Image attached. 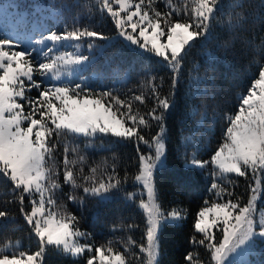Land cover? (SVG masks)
<instances>
[{"label":"snow or ice","instance_id":"1","mask_svg":"<svg viewBox=\"0 0 264 264\" xmlns=\"http://www.w3.org/2000/svg\"><path fill=\"white\" fill-rule=\"evenodd\" d=\"M20 2L13 5L0 0V11L15 7L23 18ZM29 3L34 4L35 0ZM97 5L99 13L114 22L115 39L126 47H134L147 62L142 89L150 94L130 90V97H122L107 85L99 91L91 86L85 73L93 62L92 53L100 47L99 41L114 39L95 28L78 27L73 21L72 27L66 25L63 31L33 29L27 43L0 31V182L6 190L5 199L0 201V227L16 223L17 216L12 211L15 206L27 225L29 241L36 246L35 251L25 249L2 234L0 241L9 242L0 248V264H47L50 246L81 258L77 264H97V260L99 264H132L116 251L112 241L107 246L88 243L91 234L79 230L78 214L69 212L60 202L66 199L82 207L89 200L101 203L120 192L125 193L126 203L137 201V193L124 188L127 172L121 178L114 167L107 179L97 178L99 168L92 167L89 175L83 174L86 157L80 154L77 138L85 142L84 149L89 142L103 141L105 137L117 138L118 143L135 142L138 158L133 186L140 185L138 191L147 195L146 201L139 199L145 214L147 243L130 237L124 241V248L126 253L132 251L131 246L139 248V253H133L136 264H161L162 230L186 218L183 208H165L156 183L157 172L167 158L168 117L176 108L184 84V61L189 49L198 42H208L219 23L232 30L243 17L229 12L226 21L223 17L218 21L222 0H184L183 6L168 0L166 12L159 10L153 0L147 4L145 0H97ZM84 45L87 54L82 50ZM70 47L75 51L68 52ZM218 47L227 53L232 41L225 39ZM258 55L257 75L237 98L234 112L220 117L227 122L224 136L209 159H200L195 148L191 156L187 151L181 156L188 169L212 167L213 182L208 191L216 197L205 199L193 217V250L184 255L183 264H205L196 247L205 249L207 264H232L231 256L238 250L256 241L264 242V207L257 219L258 195L264 194V44ZM157 64L158 70L153 67ZM73 70L78 72L75 79L64 78L66 72ZM164 70L169 74L168 80L160 77L157 83V71ZM33 90L35 97L29 95ZM204 107L206 114L207 105ZM192 115H196L195 108ZM61 140L73 141L71 146L64 144L62 182L60 166L54 163ZM141 143L147 145V151L141 150ZM70 154L76 158L70 159ZM77 165L81 166L82 182L77 180ZM232 174L244 178L245 191L250 193L246 202L244 194L229 191L218 182L227 180L235 189ZM65 185L70 188L66 190ZM127 227L131 231L138 226Z\"/></svg>","mask_w":264,"mask_h":264},{"label":"trees","instance_id":"2","mask_svg":"<svg viewBox=\"0 0 264 264\" xmlns=\"http://www.w3.org/2000/svg\"><path fill=\"white\" fill-rule=\"evenodd\" d=\"M52 1L54 5L59 6L63 14L64 26L71 28L73 21H76L78 27L95 28L107 37L114 36L116 32L114 22L106 15L99 13L97 0ZM133 2L136 3L138 0H133ZM222 2L223 8L221 15L217 17L218 21L221 17L226 21L229 12L239 13L243 20L232 30L226 29L223 23H219L208 42H198L189 49L184 61V84L177 96L176 108L168 117L167 158L157 172L156 183L160 193V202L165 208L167 210L183 208L187 215L180 223L169 224L162 230L161 264H183L184 255L193 250L190 238L193 234L192 221L195 213L199 211L205 199L209 197L216 199L208 191L213 182L212 167L209 166L204 170L188 169L184 166L181 156L185 151L191 156L195 148L198 150L197 154L200 159H209V154L224 136L227 122L220 117L234 112L238 104L237 98L246 91L252 79L257 75L258 50L264 44V7L261 6L264 0H222ZM147 3L148 0H145V4ZM153 3L159 10L168 11L165 7L168 0H153ZM171 3L183 6L184 0H171ZM225 39L232 41V48L227 53L218 47V44H222ZM98 43L100 47L93 52V62L85 73L90 78L89 83L93 88L99 91L107 85L119 92L122 97L125 94L130 97L132 95L130 90H135L137 94L141 90L146 95L150 94L146 88L142 89L145 79L144 65L147 62L137 54L135 48L126 47L120 39L115 38ZM153 67L158 70L160 65H153ZM160 77H164L167 81L169 74L166 70L157 71V83ZM198 77L204 79L197 80ZM167 90V83H165L164 91ZM35 95L36 91L33 90L31 96L35 97ZM205 105H207L206 114ZM140 107L143 109V106ZM193 108L196 109L195 116L192 115ZM144 131L148 132L147 129ZM65 143L71 146L73 141L61 140L54 160V163L60 166L61 182ZM75 143L80 145V154L86 157L82 166L84 175H89L92 167L99 168L97 178L103 176L107 179V175L114 167L121 178H124L127 172L128 178L124 183V188L129 193H137V201L134 204L126 203L125 193L120 192L113 199L101 203L89 200L82 207L66 199L60 202L65 204L69 212L78 214L80 217L79 230L91 234L88 243L95 246H107L108 242L112 241L116 251L125 255L127 260L132 261V264H136L133 253H139V248L131 246L132 251L127 253L124 248V241L130 237L138 242L147 243L145 215L139 207V199L144 197V193L138 191L139 185L133 186L138 158L135 142L118 143L117 138L105 137L103 141L89 142L86 149H84L85 142L82 138H77ZM139 147L141 150H148L147 145L143 143ZM75 158L70 154V159ZM52 163L50 162V166ZM77 171V180L82 182L79 178L80 165H77ZM232 179L236 181L235 189L227 180L218 182L229 191H235L238 195L244 194V202H246L247 195L250 193L245 191L247 184L244 178L232 174ZM69 188L70 186L65 185L66 190ZM5 191L3 183L0 182V201L5 199L3 195ZM79 191L82 193V189ZM58 200H60L59 196ZM28 210H31L30 207ZM12 211L17 216L16 223L0 227V235L10 236L11 243L19 239L23 248H31L35 251V243L28 239L26 223L22 217L18 216L15 206H12ZM129 224H135L138 227L129 231L127 227ZM218 235L222 237V233ZM8 242L7 239L0 241V248ZM195 250L200 253V258L207 264L209 256L205 249L196 247ZM46 259L47 264H77L81 258L72 257L50 246ZM246 264H264V242L254 243Z\"/></svg>","mask_w":264,"mask_h":264},{"label":"rangeland","instance_id":"3","mask_svg":"<svg viewBox=\"0 0 264 264\" xmlns=\"http://www.w3.org/2000/svg\"><path fill=\"white\" fill-rule=\"evenodd\" d=\"M4 2L15 5L17 0H4ZM20 11L23 12V18H21L15 7L9 9L7 12L0 11V31L11 33L14 36L19 37L23 42L27 43L28 37L32 34L33 29L42 30L46 28H54L57 31H63L65 28L63 14H61L59 6L54 5L52 0H35L34 4H30L29 0H21ZM116 35L117 33L115 32L113 38H115ZM82 50L85 54H87V45H84ZM67 51L70 53L74 52L75 48L70 47ZM59 54H62V52ZM77 75L78 72L73 70L71 73L66 72L64 78L72 79L77 77ZM29 95H31V93H29ZM25 108H27L26 104ZM142 199L145 201L147 200L146 193H144V197ZM262 207H264L263 194L258 195L257 199V219H259V211ZM141 210L143 211V209ZM12 243L21 245V241L19 239H16ZM253 248L254 243L247 248L238 250L237 254L231 256L232 264H246L248 254L253 250ZM97 264H99V260H97Z\"/></svg>","mask_w":264,"mask_h":264}]
</instances>
